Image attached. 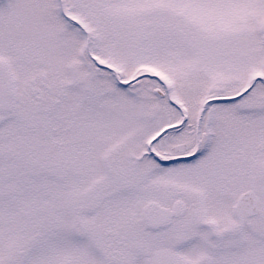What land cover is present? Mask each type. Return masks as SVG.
<instances>
[{"label": "snow or ice", "instance_id": "obj_1", "mask_svg": "<svg viewBox=\"0 0 264 264\" xmlns=\"http://www.w3.org/2000/svg\"><path fill=\"white\" fill-rule=\"evenodd\" d=\"M0 264H264V0H0Z\"/></svg>", "mask_w": 264, "mask_h": 264}]
</instances>
